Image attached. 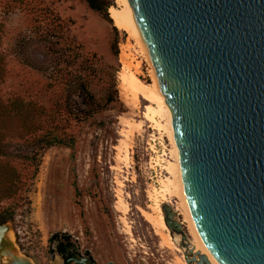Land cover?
<instances>
[{
    "label": "rangeland",
    "instance_id": "1",
    "mask_svg": "<svg viewBox=\"0 0 264 264\" xmlns=\"http://www.w3.org/2000/svg\"><path fill=\"white\" fill-rule=\"evenodd\" d=\"M111 1L110 21L91 11L84 0H0L2 100L33 102L44 110L43 120L54 117L49 125L55 134L75 140L74 149L57 146L45 150L36 169L16 158L33 148L25 140L9 139L13 147L5 161L17 169L19 180L10 196L0 202V216L13 214L9 221L13 240L34 264H56L50 243L56 233L71 236L93 264H187L179 246L181 237L168 227L167 232L157 231L149 220L153 214L150 191L159 187V176L167 181L170 176L153 165V159L166 150L168 165L172 155L167 138L164 147L146 119L148 101L141 97L133 103L123 91L121 53L128 35L115 27L110 10L120 11L121 7ZM59 39L85 57L98 59L95 73L77 69V65L71 70L81 71L82 76L91 73L90 91L96 101L104 102L114 79L119 103L78 120L87 108L74 91L70 98L74 115L68 114V86L57 81L55 55L49 51ZM115 40L118 56L114 55ZM133 55L141 62L138 77L151 85L150 66L135 51ZM120 198L127 212L119 207ZM164 208L175 213V220L183 224L190 238L174 204H162L163 215ZM166 234L172 245L165 240Z\"/></svg>",
    "mask_w": 264,
    "mask_h": 264
},
{
    "label": "water",
    "instance_id": "2",
    "mask_svg": "<svg viewBox=\"0 0 264 264\" xmlns=\"http://www.w3.org/2000/svg\"><path fill=\"white\" fill-rule=\"evenodd\" d=\"M127 1L202 244L215 264H264V0ZM164 213L187 264H211ZM11 234L0 224V264H34Z\"/></svg>",
    "mask_w": 264,
    "mask_h": 264
},
{
    "label": "trees",
    "instance_id": "3",
    "mask_svg": "<svg viewBox=\"0 0 264 264\" xmlns=\"http://www.w3.org/2000/svg\"><path fill=\"white\" fill-rule=\"evenodd\" d=\"M89 9L103 16V18L110 20L109 9L112 6L111 0H84ZM63 41V40H62ZM62 41L57 40L52 43V48L49 50L55 55V75L60 85L68 86L66 109L68 114L72 113V107L70 106L71 93L79 94V97L86 102V111H81V117L75 116L78 120H85L96 113L104 111L112 105L119 103L118 93L116 89V82L113 79L109 92L103 103H98L90 91V74L80 75L81 71H75L72 73L75 65L77 69L82 71L96 72V63L98 59L96 56L85 57L78 48L72 47L69 44H62ZM114 55L118 56V40L113 43ZM0 57V77L3 74L1 68ZM80 61V62H79ZM25 62L35 69H42L35 65H32L29 60ZM43 70V69H42ZM60 113V112H59ZM45 112L43 109L36 107L33 102H25L23 100H13L10 102H4L0 96V202L8 198L11 194V189L15 183L19 180V174L17 169L5 161L8 157V151L13 145L10 144L9 139L17 138L19 140H25L26 144L33 148L30 153L17 154L16 158H20L24 161L34 164L36 169L39 167V162L42 154L45 150L52 147L64 146L70 149H74L75 140L73 137L61 136L55 134V130L49 125L52 123L54 117H48L43 120ZM62 116V115H59ZM33 141L27 143L28 141ZM6 187V188H5ZM78 195V192H77ZM13 220V214H3L0 216V224ZM64 234L56 233L51 238L57 239ZM65 237H70L65 234Z\"/></svg>",
    "mask_w": 264,
    "mask_h": 264
},
{
    "label": "bare ground",
    "instance_id": "4",
    "mask_svg": "<svg viewBox=\"0 0 264 264\" xmlns=\"http://www.w3.org/2000/svg\"><path fill=\"white\" fill-rule=\"evenodd\" d=\"M116 2L121 7V10L118 11L115 9H111V17L114 21L115 27L127 33L128 35L127 45L122 49L121 53L123 69L120 75V80L122 82L123 91L127 95V98H129V100L133 103L139 101L141 97L148 101L149 104L147 108L146 119L160 135V144H162L164 147L166 146L163 143V139L167 138L170 147L168 151L170 152L169 154L172 155V162L168 163V165H165L166 157L168 156L166 150L163 152V155H158L155 160L153 159L152 164L156 167H161L162 170H167L170 176L168 178V181L165 180L163 176H159V187H153L150 191V198L153 203L151 205L153 214L149 215V220L157 231L161 230L167 232V225L165 223L161 206L162 204L166 203L174 204L177 211L180 212L181 217H183V221L189 230L191 238L189 243L190 246L193 247L195 251L206 255L211 264H215L207 253L204 245L202 244L189 217L181 185L170 113L138 37L128 1L116 0ZM133 51L136 52V55L143 58L150 66V74L152 78L151 85L145 84L138 77L139 66L141 62L137 61V59L134 57ZM152 149H154L153 152L157 153L153 145ZM119 203V207L121 208V210L127 212L125 204L123 203L121 198ZM10 236L11 239H13V234H11ZM165 240L167 241V243H169L168 245L173 244V240L168 234H166Z\"/></svg>",
    "mask_w": 264,
    "mask_h": 264
},
{
    "label": "flooded vegetation",
    "instance_id": "5",
    "mask_svg": "<svg viewBox=\"0 0 264 264\" xmlns=\"http://www.w3.org/2000/svg\"><path fill=\"white\" fill-rule=\"evenodd\" d=\"M50 243L52 245V260L56 264H84L83 262L93 264L90 255L83 254L80 247L71 241V236L68 238L64 234L53 239Z\"/></svg>",
    "mask_w": 264,
    "mask_h": 264
}]
</instances>
